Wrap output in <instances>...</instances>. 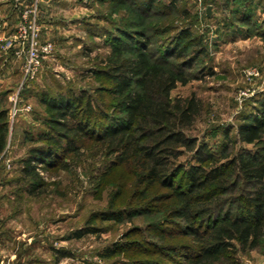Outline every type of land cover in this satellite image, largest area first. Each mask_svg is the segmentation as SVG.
I'll use <instances>...</instances> for the list:
<instances>
[{
  "label": "rangeland",
  "instance_id": "rangeland-1",
  "mask_svg": "<svg viewBox=\"0 0 264 264\" xmlns=\"http://www.w3.org/2000/svg\"><path fill=\"white\" fill-rule=\"evenodd\" d=\"M171 2L159 0L147 18L150 50L161 59L162 51L183 30H189L191 36L188 41L180 39L181 45L202 44L205 52L200 56L192 53L199 49L197 45L190 47L191 54L185 58H192L186 68L189 82L177 84L171 97L195 96L200 101L202 109L189 134L216 151L224 138L222 134L213 138L211 131L238 124L240 116L252 113L264 101V0H180L168 12ZM248 10L250 22H240ZM26 11L37 16L38 42L52 46L42 56L40 70L31 82L24 75L25 56L14 55L20 45L13 43L4 50L11 39L7 37L16 32ZM131 20L127 6L104 0H0V111H8L9 125L0 152V264H128L132 251L113 259H103L101 254L114 244L133 240L163 244L151 227L158 216L150 212H141L132 221H102L99 214L103 212L129 210L130 195L120 189L126 178L116 169L109 171L112 157L107 158L99 145L67 158L56 157L58 166L51 169L43 170L37 164L48 184L45 193L30 195L27 183L16 181L21 161L30 149L42 145L40 138L48 133L42 123L47 117L42 99L70 90L76 95L86 92L96 102L101 96L111 102L108 94H97V89L110 84L95 71L103 68L113 46L132 48L118 32L131 29L127 25ZM230 136L235 138V129ZM189 158L182 156L180 162L187 163ZM231 206L235 210L238 203ZM87 227L99 231L73 238ZM60 252L67 257L59 260ZM234 261L264 264V240L258 248L237 251L219 264Z\"/></svg>",
  "mask_w": 264,
  "mask_h": 264
},
{
  "label": "trees",
  "instance_id": "trees-1",
  "mask_svg": "<svg viewBox=\"0 0 264 264\" xmlns=\"http://www.w3.org/2000/svg\"><path fill=\"white\" fill-rule=\"evenodd\" d=\"M104 1L127 6L132 15L127 23L131 29L118 30L132 48L113 46L103 68L95 71L110 84L97 89V94H108L111 102L103 96L96 102L86 92L76 95L70 90L42 99L47 111L42 123L48 133L41 136L42 145L30 149L21 161L16 181L27 183L30 195L45 193L48 184L37 164H42L43 170L51 169L58 166L56 157L67 158L99 145L107 158L112 157L109 171L116 169L126 178L120 189L130 195L129 210L103 212L99 214L102 221H132L141 212H150L158 216L151 227L163 241L114 244L101 258L113 259L132 251L128 264H219L237 251L258 248L264 240V101L254 106L252 113L240 116L238 124L215 127L211 136L222 134L224 140L216 151L211 150L206 142L189 134L200 115V101L195 96L171 97L177 84L189 82L186 68L192 58H185L193 43L181 45L180 39L188 41L190 31L174 37L161 59L156 58L146 25L159 0ZM179 1L172 0L168 12ZM250 12L240 22L249 23ZM193 45L199 48L194 55L204 54L201 43ZM7 112L0 111V152L8 137ZM233 129L235 138L230 136ZM185 155H190L187 163L180 162ZM67 168L63 164V169ZM233 202L238 203L235 210ZM98 231L87 227L73 238ZM136 254L140 256L134 258ZM63 257L66 252H60L58 259Z\"/></svg>",
  "mask_w": 264,
  "mask_h": 264
},
{
  "label": "built area",
  "instance_id": "built-area-1",
  "mask_svg": "<svg viewBox=\"0 0 264 264\" xmlns=\"http://www.w3.org/2000/svg\"><path fill=\"white\" fill-rule=\"evenodd\" d=\"M37 16L35 12H24L21 15L20 22L16 32L7 40L4 50L12 48L13 43L20 45L16 50L15 56H25L24 75L25 79L34 80L40 70L42 56L51 52V44H40L38 42L40 29L37 25ZM0 36V43L3 41ZM13 38V39H12ZM16 47V46H15Z\"/></svg>",
  "mask_w": 264,
  "mask_h": 264
},
{
  "label": "crops",
  "instance_id": "crops-1",
  "mask_svg": "<svg viewBox=\"0 0 264 264\" xmlns=\"http://www.w3.org/2000/svg\"><path fill=\"white\" fill-rule=\"evenodd\" d=\"M0 263H3V262L0 260Z\"/></svg>",
  "mask_w": 264,
  "mask_h": 264
},
{
  "label": "water",
  "instance_id": "water-1",
  "mask_svg": "<svg viewBox=\"0 0 264 264\" xmlns=\"http://www.w3.org/2000/svg\"><path fill=\"white\" fill-rule=\"evenodd\" d=\"M210 11V9L208 8V12Z\"/></svg>",
  "mask_w": 264,
  "mask_h": 264
}]
</instances>
